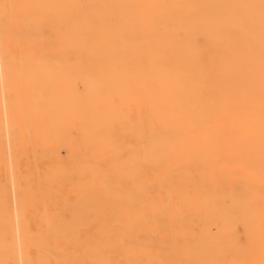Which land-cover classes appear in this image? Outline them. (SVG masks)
Returning a JSON list of instances; mask_svg holds the SVG:
<instances>
[{
    "label": "rangeland",
    "instance_id": "1",
    "mask_svg": "<svg viewBox=\"0 0 264 264\" xmlns=\"http://www.w3.org/2000/svg\"><path fill=\"white\" fill-rule=\"evenodd\" d=\"M178 2L0 0V224L124 221L118 180L158 156L159 95L177 86Z\"/></svg>",
    "mask_w": 264,
    "mask_h": 264
},
{
    "label": "bare ground",
    "instance_id": "2",
    "mask_svg": "<svg viewBox=\"0 0 264 264\" xmlns=\"http://www.w3.org/2000/svg\"><path fill=\"white\" fill-rule=\"evenodd\" d=\"M179 1L177 86L159 95L158 156L125 163L133 172L118 180L124 221L49 214L32 231L3 219L0 264H31V252L59 257L54 264H80L74 255L93 264H118L109 256L125 257L122 264H264V0ZM90 161L96 185L101 161Z\"/></svg>",
    "mask_w": 264,
    "mask_h": 264
}]
</instances>
